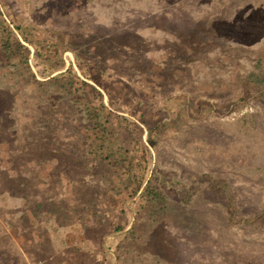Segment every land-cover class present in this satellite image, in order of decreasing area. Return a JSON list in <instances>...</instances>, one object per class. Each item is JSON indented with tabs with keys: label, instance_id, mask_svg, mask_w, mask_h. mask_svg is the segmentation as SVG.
Instances as JSON below:
<instances>
[{
	"label": "rangeland",
	"instance_id": "obj_1",
	"mask_svg": "<svg viewBox=\"0 0 264 264\" xmlns=\"http://www.w3.org/2000/svg\"><path fill=\"white\" fill-rule=\"evenodd\" d=\"M0 58V87L69 72L110 120L81 167L85 111L38 150L42 91L0 102V264H264V0H0Z\"/></svg>",
	"mask_w": 264,
	"mask_h": 264
},
{
	"label": "trees",
	"instance_id": "obj_2",
	"mask_svg": "<svg viewBox=\"0 0 264 264\" xmlns=\"http://www.w3.org/2000/svg\"><path fill=\"white\" fill-rule=\"evenodd\" d=\"M20 47H23L22 44L17 43V47L15 49V52L19 51L17 49H19ZM18 53V52H17ZM0 62H3V59L0 58ZM68 72V70L66 71ZM75 77L73 76H69V72L68 75H66L65 73L62 74H56V75H52L50 76L48 79L46 80H36L34 78H32V80H24L20 85L13 84L11 87L7 88H3L0 87V102L3 103H8V110L10 111L11 109H13V107H19L21 105V101L22 100H26L27 102L31 100V98L35 101L34 95H38L39 92L38 91H42L40 96H37L36 99L38 100H42L41 102V106L40 107V112H41V124H38V128L35 127L34 130V138L33 140L35 141V145H39L38 146V150L41 149V145H43L44 142H48L50 141H54L53 139L49 138V133L53 132L56 130L57 125L54 122V118L53 115H57L58 112L60 113L58 104L60 101H62L63 99H66L68 102L67 104L69 105H73L75 110L77 111L79 109V111H85V117H86V121L83 122L82 120H78L75 119V117L71 118V123H76L77 125L72 127L71 130H75V128L78 126V128H76L79 132H80V137L82 138V142L79 145H83V152H79V156H77V160H79V162L81 163V167H83L84 163L87 162L89 159H92L93 161H95L96 159H100L98 164H101V161H104L103 159H105L104 157H108L110 155L106 154L108 151V148H105L104 144H102L100 147V152L96 151L95 149H92V144L90 142V140L88 139L85 140L84 139V132L83 129L86 127L84 126V124L87 123V126L91 125L92 129L93 126L96 125H100L99 129L100 131L103 133V135L107 136L108 134V126L110 124V120L108 118L107 115L104 114V112L101 109H97L96 111H92L89 110L88 111V107H87V97L86 94H84V89L85 87H83V85L85 83L83 82H79V81H75ZM32 86L33 88L29 89L28 88ZM45 86V87H43ZM41 87V89H37ZM42 87L44 89H42ZM41 95L43 97H41ZM5 100V101H4ZM47 100V101H46ZM37 101V100H36ZM18 105V106H15ZM88 111V112H87ZM74 112H71V114H73ZM122 117L119 115H115V120H113V122L116 124V127L119 125V120ZM57 119V118H56ZM64 120H68L67 117H63ZM117 120V121H116ZM123 128V127H122ZM37 129V130H36ZM89 129V128H88ZM125 129V128H124ZM37 132H39L38 134H36ZM109 135V134H108ZM107 140H111L112 136H109L108 138H106ZM66 141H68L66 139ZM67 144V143H66ZM69 144V142H68ZM29 147V146H28ZM25 148V147H24ZM23 148V149H24ZM29 149V148H28ZM28 149H24V150H28ZM69 151H75L74 150V146H70ZM45 150L47 151V155L46 157L50 158L52 156V154H54L53 149L51 147L49 148H45ZM95 150V151H94ZM107 150V151H106ZM110 152V149H109ZM34 153H37V150H34ZM42 154V152H39ZM104 157L100 158V156ZM33 159H35V156L33 157ZM41 160V158H37L36 161L34 163H37ZM82 169V168H81ZM82 179V175L80 176ZM107 179V178H106ZM90 179H86L85 183L89 181ZM108 181V180H107ZM110 183V181H108ZM84 183V181H83ZM112 183H110V187ZM108 188V187H107ZM107 193L109 192V190H105ZM137 192V190H132L129 191L127 190V195L129 194H135ZM120 193V191H119ZM68 199L70 198V196H67ZM67 197L65 198V200L67 201ZM43 202L40 201L37 206L34 208V210L32 211L34 214L38 213V209L42 208L43 206ZM87 209H89L87 207ZM93 210H90V212H92ZM94 215H97L100 211L96 208V210H94ZM53 220L57 222L56 218H53ZM134 227L129 231V234L131 232H133ZM126 234V233H124ZM124 234H122L124 236Z\"/></svg>",
	"mask_w": 264,
	"mask_h": 264
}]
</instances>
